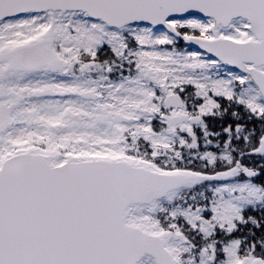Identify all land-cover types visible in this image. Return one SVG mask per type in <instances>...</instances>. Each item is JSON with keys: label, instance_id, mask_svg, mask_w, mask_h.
Returning a JSON list of instances; mask_svg holds the SVG:
<instances>
[{"label": "snow or ice", "instance_id": "1", "mask_svg": "<svg viewBox=\"0 0 264 264\" xmlns=\"http://www.w3.org/2000/svg\"><path fill=\"white\" fill-rule=\"evenodd\" d=\"M0 264H264V0H0Z\"/></svg>", "mask_w": 264, "mask_h": 264}]
</instances>
